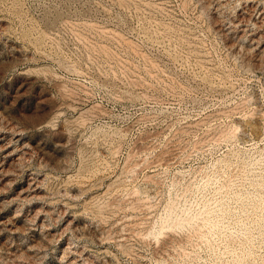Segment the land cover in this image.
Returning a JSON list of instances; mask_svg holds the SVG:
<instances>
[{
  "label": "rangeland",
  "instance_id": "rangeland-1",
  "mask_svg": "<svg viewBox=\"0 0 264 264\" xmlns=\"http://www.w3.org/2000/svg\"><path fill=\"white\" fill-rule=\"evenodd\" d=\"M257 12L0 0V264H264Z\"/></svg>",
  "mask_w": 264,
  "mask_h": 264
},
{
  "label": "bare ground",
  "instance_id": "bare-ground-1",
  "mask_svg": "<svg viewBox=\"0 0 264 264\" xmlns=\"http://www.w3.org/2000/svg\"><path fill=\"white\" fill-rule=\"evenodd\" d=\"M253 9H254V8H253ZM253 9H252V10H253ZM258 11H259V10H258ZM260 11H262V10L260 9ZM252 12H253V11H252ZM252 12H251V13H252ZM255 14H256V13H255ZM257 14H258V12H257ZM253 15H254V14H253ZM250 16H252V14H251ZM255 16H257V15H255ZM255 16H254V18H255ZM248 18H249V17H248ZM249 19H250V18H249ZM238 20H241V22L243 21L242 18H241V19H238ZM252 20H253V19H252ZM254 20H255L256 23L259 24V26L255 24V27H260V28H261V26H264V13H263V12H260V13L258 14V17H256ZM248 21H250V20H248ZM237 22H238V21H237ZM237 22H236V23H237ZM245 22H246V21H245ZM255 22H252V26L254 25ZM237 24L239 25V23H237ZM232 25H233V24H232ZM235 26H237V25H235ZM235 26H234V27H235ZM244 26H245V25H244ZM250 26H251V25H250ZM240 27H241V26H240ZM245 27H246V26H245ZM241 28H242V27H241ZM253 28H254V27H253ZM251 29H252V28H251ZM256 29H258V28H256ZM256 29H255V30H256ZM239 30H241V29H239ZM252 31H253V30H252ZM234 32H235V31H234ZM241 32H242L244 35L246 34V33H245V32H246L245 29L242 30ZM248 33H249V32H248ZM248 33H247V34H248ZM250 33H251V32H250ZM255 33H256V31H255ZM255 33H253V34H255ZM245 36H246V35H245ZM255 36H256V35H255ZM257 36L259 37V36H261V34H260V35L258 34ZM258 37H257V38H258ZM244 38H245V37H244ZM261 38H264V37H259V39H261ZM245 39H246V38H245ZM243 40H244V39H243ZM254 40H255V39H254ZM257 40H258V39H257ZM257 40H256V41H257ZM251 41H252V40H250L249 43H251ZM260 41L262 42L263 39L260 40ZM263 42H264V41H263ZM257 45H258V43H257ZM255 46H256V45H255ZM252 47H253V46H252ZM254 50H255V49H254ZM257 50H258V49H257ZM243 51H244V50H243Z\"/></svg>",
  "mask_w": 264,
  "mask_h": 264
}]
</instances>
